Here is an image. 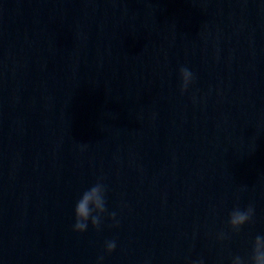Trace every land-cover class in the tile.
<instances>
[{"label": "water", "instance_id": "95a60500", "mask_svg": "<svg viewBox=\"0 0 264 264\" xmlns=\"http://www.w3.org/2000/svg\"><path fill=\"white\" fill-rule=\"evenodd\" d=\"M98 178L115 220L73 232ZM256 235L264 0H0V264H230Z\"/></svg>", "mask_w": 264, "mask_h": 264}, {"label": "clouds", "instance_id": "9594fccd", "mask_svg": "<svg viewBox=\"0 0 264 264\" xmlns=\"http://www.w3.org/2000/svg\"><path fill=\"white\" fill-rule=\"evenodd\" d=\"M180 78V92L185 93L190 84L194 81L193 72L187 67L179 69ZM80 147L83 149L87 147L86 143H82ZM106 186L102 183V178L97 181L87 190H85L80 198L75 203L73 209L74 223L72 231L76 233H83L87 230L89 224L92 228L99 229L105 214L109 220H115L116 213L107 212L106 208ZM254 206L249 204L246 208H233L228 214L227 228L231 233L238 234L242 227L252 222L254 216ZM228 233L220 231L216 234L218 241H223L227 238ZM116 248L115 239L105 242L104 250L106 253H111ZM104 257L97 258L96 264H101ZM192 264H204L203 259H198ZM230 264H264V235H256L251 241V251L247 257L235 255L231 257Z\"/></svg>", "mask_w": 264, "mask_h": 264}]
</instances>
